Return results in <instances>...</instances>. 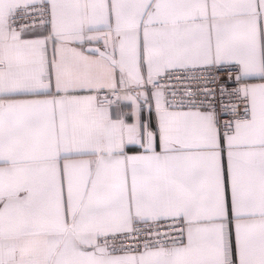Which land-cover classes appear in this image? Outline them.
Returning a JSON list of instances; mask_svg holds the SVG:
<instances>
[{
    "label": "snow or ice",
    "instance_id": "6c2138e0",
    "mask_svg": "<svg viewBox=\"0 0 264 264\" xmlns=\"http://www.w3.org/2000/svg\"><path fill=\"white\" fill-rule=\"evenodd\" d=\"M0 264H264V0H0Z\"/></svg>",
    "mask_w": 264,
    "mask_h": 264
}]
</instances>
